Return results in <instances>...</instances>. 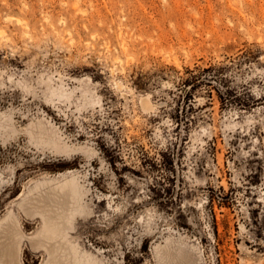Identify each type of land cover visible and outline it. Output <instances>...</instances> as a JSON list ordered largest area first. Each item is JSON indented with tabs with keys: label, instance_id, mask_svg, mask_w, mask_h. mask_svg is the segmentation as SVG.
<instances>
[{
	"label": "rangeland",
	"instance_id": "374dc122",
	"mask_svg": "<svg viewBox=\"0 0 264 264\" xmlns=\"http://www.w3.org/2000/svg\"><path fill=\"white\" fill-rule=\"evenodd\" d=\"M75 187L92 264H264V0H0V223Z\"/></svg>",
	"mask_w": 264,
	"mask_h": 264
},
{
	"label": "bare ground",
	"instance_id": "6f19581e",
	"mask_svg": "<svg viewBox=\"0 0 264 264\" xmlns=\"http://www.w3.org/2000/svg\"><path fill=\"white\" fill-rule=\"evenodd\" d=\"M69 184L48 193L40 192L22 204L27 216L41 219L42 229L30 239L34 251H45L47 258L44 264H92L83 254L77 253L66 239L73 215L68 203L75 195V187L71 186L73 183ZM22 236L14 219L0 223V264H21Z\"/></svg>",
	"mask_w": 264,
	"mask_h": 264
}]
</instances>
